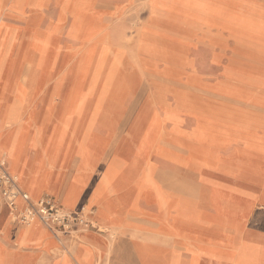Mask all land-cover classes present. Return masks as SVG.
Returning <instances> with one entry per match:
<instances>
[{
    "label": "bare ground",
    "instance_id": "obj_1",
    "mask_svg": "<svg viewBox=\"0 0 264 264\" xmlns=\"http://www.w3.org/2000/svg\"><path fill=\"white\" fill-rule=\"evenodd\" d=\"M55 1L56 14L50 16L45 30L30 28L17 47L18 36L3 16L24 20L33 14L40 25L51 0H0V133L10 131L17 150L28 152L24 159L28 169L21 166L23 174L20 173L26 176L28 196L39 200L44 191L60 193L67 179L66 176L60 185L57 182L60 147L68 124L83 118L73 153L75 175L65 205H73L89 186L94 169L104 163L105 171L99 185L92 188L90 201L99 205V216L108 218L112 233L122 237L130 228L133 241L143 238L169 251L167 259L145 264H202L205 260L209 264L212 259L220 264H254L251 255L236 261L234 253L246 243L240 232L247 201L236 195L241 191L219 176L246 181L262 174L264 137L258 134L256 125L264 118V90L256 99L250 97L256 87L264 89V73H242L225 66V83H219L218 74L215 84L203 85L190 80L193 65L183 54L146 45L141 36L138 42L128 41L131 49L138 46L140 57L149 56L156 61L149 70V86L146 84L144 89L147 92L151 88L155 101L139 108V126L124 151L138 172L130 185L122 175L125 161L116 150L115 130L105 122L110 113L121 116L120 112L126 111L122 123H128L144 90L137 95L122 94L125 88L116 84L118 59L107 62L106 44L111 35L127 40L130 29L119 19L124 10L151 14L159 10H194L218 20V37L226 31L238 46L258 44V60L264 65V0ZM242 5L249 7L245 13L239 10ZM99 10H115L116 21H112L107 33ZM146 32L143 27L139 33ZM60 33L66 35L64 52ZM81 51L83 54L77 56ZM210 59L216 62L214 56L204 58L200 62L202 70L213 67L209 66ZM159 63H163V70ZM14 87L20 89L19 94H14ZM40 92L46 95L41 110L44 121L32 133L31 109ZM108 100L109 108L103 112ZM19 108L28 110L26 123L17 122L22 115L17 119L13 115ZM51 121L50 134L42 135ZM160 169L164 171L162 176L157 174ZM202 197L201 207L196 200ZM22 229H27L33 240L22 244L17 239L10 246L0 240V264H35L37 257L22 247L37 246L40 239L50 236V231L35 222ZM190 246H195V250L191 251ZM69 248L70 255L83 263L93 256L88 247L73 244ZM132 250L126 259L137 264ZM51 254L63 257L58 249ZM115 257L108 264H124L122 254ZM48 258L44 255L42 259Z\"/></svg>",
    "mask_w": 264,
    "mask_h": 264
},
{
    "label": "rangeland",
    "instance_id": "obj_2",
    "mask_svg": "<svg viewBox=\"0 0 264 264\" xmlns=\"http://www.w3.org/2000/svg\"><path fill=\"white\" fill-rule=\"evenodd\" d=\"M235 1V0H230ZM110 5V4H109ZM108 5V6H109ZM107 8V5H103ZM111 7V6H110ZM112 8V7H111ZM241 13H245L246 9H249L247 5H242L239 7ZM100 16L104 21L105 32L111 31L112 21L114 19L115 10H99ZM141 13V15H140ZM56 14V4L55 0H51L50 6L47 8V12L42 17L44 18L43 24L40 23L33 14H29L24 20H11L9 17L3 16L5 21L11 24L14 28V33L18 36L17 47L23 42L25 35L29 34V29L36 27L39 30H45L49 22V18ZM118 16H116L117 18ZM124 21V26L128 27L127 40L119 39V37L108 36L107 44V62L110 63L113 58L117 57L118 63L116 67V84L125 88L122 94L131 93L132 95H137L141 90L145 89L146 81L151 80L150 68L156 65L155 59L152 60L149 56H139L138 46L135 49H131L128 46V41L131 39H138L143 37L144 43L146 45H153L158 50H175L179 54H183L187 62H191L193 69L190 72V80L200 82L203 85H213L215 84V76L220 77L219 83H225L227 79L225 78V66H232L236 70L242 73L248 72L254 75H262L264 73V65L258 60L259 53L256 51L259 48L258 44L245 43V45L238 46L234 44L232 39H229V34L226 31H221L219 37L216 34L218 30L219 23L218 20H214L205 14H200L194 10H159L154 14L143 10H124L119 18ZM39 25V26H38ZM136 25V27H133ZM145 27L147 32L140 35V30ZM58 37L61 40L60 48L61 52L67 51V43L65 40V34H59ZM215 45V46H212ZM216 48L215 50H213ZM83 52H78L77 56H81ZM215 57L216 62L212 63L211 59L208 61L209 66L213 67L211 69L202 70L200 68V62L206 57ZM154 61V62H153ZM161 70H163V63H159ZM218 67V68H217ZM218 70V71H217ZM153 74V73H152ZM159 78H164L162 74H158ZM149 86V84H147ZM258 89L254 90L251 94L252 99H256L258 94L264 90L262 87H256ZM115 89V88H114ZM14 94H19L20 89L17 87L13 88ZM115 93H112V95ZM40 94L34 98V106L31 109V114L33 112V120L31 122L32 133H35L36 127L40 126L44 119L41 112L43 105L38 101ZM43 96V95H42ZM261 95H259L260 97ZM37 100V104H36ZM61 100L58 102L60 105ZM155 101L153 97L151 88L149 87L147 92L141 93V99L139 100V106L136 113L132 116L131 120L125 125L122 120L126 116L125 112H120L121 116L117 113H110L106 117L105 122L109 128L115 130V144L117 152H121L120 156L124 159L125 163L123 165L122 175L126 177L127 183L132 185L134 183L138 172L136 169L131 167V160L128 152H124L126 147H128L132 137L135 136L134 131L137 130L138 125V115L140 114L139 108H145L146 103H152ZM110 100L106 102L103 112L109 108ZM252 104V102L248 103ZM35 109V110H34ZM125 113V114H124ZM16 117L22 115L17 122L26 123L28 119V110H23L19 108L13 112ZM17 119V118H16ZM264 119V118H263ZM262 118L260 120H263ZM56 121V120H53ZM103 121L102 119L99 120ZM84 124V119L78 120L75 118L72 120L66 128V139L63 145L60 147V155L58 158V165L56 168V177H58V184L60 185L67 176L66 182L62 184L59 198L54 190L50 189L44 191L42 196L52 197L60 206H62L64 212L72 215L85 214L88 218V223L84 227L79 228L77 233H71L73 239L68 238V233L60 228L48 227L47 225L41 224L37 220H33L36 226H41L50 231V236L48 238H42L38 241L37 246L28 248L27 246L22 247L26 250V253H33V255L38 256L44 254L49 256L48 260L42 259L40 264H93L94 256L97 257L95 264H108L110 260H114L117 254H122L124 264H130L128 262L127 255L129 251L133 248V235L132 229H128L125 235L122 237L117 236V234L112 233L110 230V224L108 218L99 216L100 208L99 205L90 201L91 191L95 189L99 183L102 175L104 173L103 165L100 163L93 171L90 176V182L85 191H82L74 201L73 205H65V199L71 185V179L75 175V170L72 168L75 166L76 161L73 158V153L75 149V141L80 136L82 131V126ZM53 122L47 123L46 127L43 129V134H50ZM137 127V128H136ZM120 129V134L117 132ZM10 132V131H9ZM8 130L0 133V160L4 161L9 167V173L12 178L18 183V186L25 190L29 195L27 190V181L25 175L21 171V166H25L28 169L27 164H24V159L26 160L27 151L17 150V145L13 141V137L9 135ZM26 146H30V140L27 138ZM163 168V167H162ZM158 175L162 176L164 171L160 169ZM19 176V178H17ZM220 177V176H219ZM69 183V184H68ZM93 188V189H92ZM32 202L37 204L39 200H34ZM60 200V201H59ZM202 207V199H197ZM24 204L18 201L17 208L22 211ZM248 203L244 204L245 214L247 212ZM96 208L95 211H92ZM2 210V212H1ZM3 213V215H2ZM93 215V216H91ZM4 218V219H3ZM9 219V220H8ZM7 220V221H5ZM29 221L22 224L20 219L17 218L16 213L9 211L5 200L1 196L0 191V240L7 243L9 246L13 244L14 240L20 239L22 244L33 240L31 234L29 235L27 229H22L29 224L34 223ZM74 232V231H72ZM115 232V231H114ZM19 234V238L17 236ZM100 238L106 244L105 252L98 250L90 244V240ZM229 245L232 247V241L228 239ZM73 244L80 245L82 247H88L93 253L92 257L86 258V263L72 257L70 252L72 251L69 247ZM191 251L195 250V246H190ZM141 248V247H140ZM58 249L61 251L63 257H53L51 252ZM144 257H154L165 259L167 254L163 247L154 243H145L143 248ZM235 253V260H240L241 257L254 259V264H264L263 263V253L256 247L250 246L247 243L242 245L239 252ZM43 255V256H44ZM36 262V261H35ZM110 264V263H109ZM209 264H220V261L212 259Z\"/></svg>",
    "mask_w": 264,
    "mask_h": 264
},
{
    "label": "crops",
    "instance_id": "obj_3",
    "mask_svg": "<svg viewBox=\"0 0 264 264\" xmlns=\"http://www.w3.org/2000/svg\"><path fill=\"white\" fill-rule=\"evenodd\" d=\"M56 2V1H55ZM50 6V4H49ZM57 8V7H56ZM47 10V9H46ZM28 67V64L26 65V69ZM30 88V86H29ZM41 96H39L38 101H40V104L43 105V97L46 96L44 93L40 92L39 93ZM43 95V96H42ZM44 106V105H43ZM259 127L257 129V132L260 136L264 137V119L259 121V124L256 125ZM261 163V171L262 174L260 177L255 178L250 177L246 181L240 179V178H229L227 176L225 177H219L226 183L230 184L232 187H235L234 189L241 191L240 194L236 192V195L241 196L244 198L247 203V212L244 216L243 223H242V230L240 232V237L243 241H245L248 245L256 247L263 253L264 257V156L260 159ZM7 170L9 169L8 165L6 164ZM9 172V170H8ZM22 190V189H21ZM26 192L25 190H22ZM59 198V194H57ZM46 196H43L41 199H43ZM60 201V200H59ZM96 208H93L92 211H95ZM2 212V210H1ZM3 215V213H2ZM93 216V215H91ZM4 219V218H3ZM9 220V219H8ZM7 221V220H5ZM78 228H74V232L68 233V238L73 239V236H71V233H77ZM151 242V241H150ZM145 243H149L143 238L140 240H135L133 241V255L135 257L136 263L137 264H145L146 262H151L154 260H165L169 257V251L163 248L167 254V257L165 259L161 258H154V257H144L145 253H143V248L145 247ZM154 243V242H151ZM90 244L97 248L98 250L105 252L106 250V244L104 243L103 240L100 238L90 240ZM157 244V243H154ZM158 245V244H157ZM141 247V248H140ZM33 248L31 247L30 250ZM44 254H40L38 256H34L36 258L35 264H40V261L42 260ZM33 256V255H32ZM97 260V257L94 256L93 264H95ZM264 263V259H263ZM202 264H208L206 260L202 262Z\"/></svg>",
    "mask_w": 264,
    "mask_h": 264
},
{
    "label": "built area",
    "instance_id": "obj_4",
    "mask_svg": "<svg viewBox=\"0 0 264 264\" xmlns=\"http://www.w3.org/2000/svg\"><path fill=\"white\" fill-rule=\"evenodd\" d=\"M0 191L9 211L16 213L22 224L35 219L43 225L60 228L68 233L74 231V228L91 226L85 214L70 215L64 212L62 206L50 196H46L34 204L28 194L22 191L12 178L6 163L2 160H0ZM18 201L24 204L22 211L17 208Z\"/></svg>",
    "mask_w": 264,
    "mask_h": 264
}]
</instances>
